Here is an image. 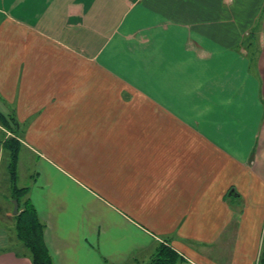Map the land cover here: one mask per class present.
I'll return each mask as SVG.
<instances>
[{"label": "crops", "instance_id": "crops-1", "mask_svg": "<svg viewBox=\"0 0 264 264\" xmlns=\"http://www.w3.org/2000/svg\"><path fill=\"white\" fill-rule=\"evenodd\" d=\"M0 111L53 264H257L264 0H0ZM11 214L0 264H32Z\"/></svg>", "mask_w": 264, "mask_h": 264}, {"label": "trees", "instance_id": "trees-1", "mask_svg": "<svg viewBox=\"0 0 264 264\" xmlns=\"http://www.w3.org/2000/svg\"><path fill=\"white\" fill-rule=\"evenodd\" d=\"M0 124L9 135L2 141L4 167L8 173V184L11 190L10 197L17 200L18 211L11 214V228L14 241L13 245L18 246V254L30 258L32 264H53L52 258L43 240L44 224L38 218L35 208L30 201L22 197L26 196L27 187H18L17 162L20 151L18 140L20 126L12 113L4 114L0 111ZM13 240V239H12ZM183 257L166 243H159L151 256L149 264H182ZM257 264H264V228L261 239V247Z\"/></svg>", "mask_w": 264, "mask_h": 264}, {"label": "rangeland", "instance_id": "rangeland-1", "mask_svg": "<svg viewBox=\"0 0 264 264\" xmlns=\"http://www.w3.org/2000/svg\"><path fill=\"white\" fill-rule=\"evenodd\" d=\"M30 155L28 151H23L20 150L19 151V156H18V162H17V178H16V185L18 187H24L27 186L28 184H30V179L33 175V164L30 162ZM11 195V190L8 184V173L6 168L4 167V163L1 166V170H0V205H7L11 211L13 210V204L12 202H10V200L12 199L10 197ZM26 198V196L22 197V201ZM13 214V213H12ZM2 223V222H0ZM5 225L7 226L6 229H8V233H13L12 232V226H11V222L7 219L4 220ZM5 227V226H3ZM10 227V228H9ZM14 241L13 235L11 237ZM10 247L12 248H17V245H13V243L9 242ZM153 254V253H152ZM148 256L147 260L144 261L142 264H149V261L151 259V256ZM216 254L219 256V258L217 259V261L220 264H228L230 262L231 259V255H225L224 253H222V251H217ZM182 264H190L187 261H183Z\"/></svg>", "mask_w": 264, "mask_h": 264}, {"label": "water", "instance_id": "water-1", "mask_svg": "<svg viewBox=\"0 0 264 264\" xmlns=\"http://www.w3.org/2000/svg\"><path fill=\"white\" fill-rule=\"evenodd\" d=\"M11 202H12V204H13V210H12V213H13V214H16L17 211H18L17 200H16V199H11Z\"/></svg>", "mask_w": 264, "mask_h": 264}]
</instances>
